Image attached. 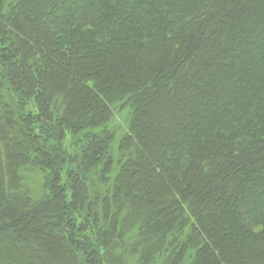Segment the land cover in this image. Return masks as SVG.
Instances as JSON below:
<instances>
[{
    "label": "trees",
    "instance_id": "obj_1",
    "mask_svg": "<svg viewBox=\"0 0 264 264\" xmlns=\"http://www.w3.org/2000/svg\"><path fill=\"white\" fill-rule=\"evenodd\" d=\"M263 175L264 0H0V264H264Z\"/></svg>",
    "mask_w": 264,
    "mask_h": 264
},
{
    "label": "rangeland",
    "instance_id": "obj_2",
    "mask_svg": "<svg viewBox=\"0 0 264 264\" xmlns=\"http://www.w3.org/2000/svg\"><path fill=\"white\" fill-rule=\"evenodd\" d=\"M24 27L27 29L28 25L25 24ZM30 44H31V42H30ZM16 67L18 68L17 64H16ZM182 67L185 70V65L184 64L182 65ZM164 75L160 77V81L163 82L162 86L166 82L165 78H164ZM75 76H76V74L74 73V76L71 77V78L69 77V79H68L69 85H70L71 89H73V90H76L78 88V81H77ZM168 81L170 83H168L167 89L169 88V98L171 100V101L169 100V103L167 102V103L162 104V102H161L158 106H156V105H153V104L147 103V102L145 104V102H144V104L147 105V108H149V110H150L147 113V115L145 116L146 122H148V123L145 126V129H144L145 132H143V133L146 134L145 136L147 138H149V150H147V149L143 150V151H145V153L143 152V158H144L143 162H144L145 171H146V169L149 168V165L152 164V162H151L152 158L150 157L149 151L150 152H151V150L157 151V149H159V147H158V145L160 144L159 142H161V138L164 136L163 134L165 133L164 131L160 130V129H163L162 127H158L160 122H162L163 120H166L169 123L171 122L170 120L172 118L169 115V113L171 114V110L176 109V106H174L173 103H175L177 101L179 102L181 100L185 101V99H184V97H185V98L190 100L189 101L190 105H192V104L195 105V101L191 97L188 96V93L186 94V90H189L188 86L184 88V86H176L175 81L172 80V79L168 80ZM56 91H59V90H52V93L56 92ZM67 97H68L67 94H65V99ZM189 104L186 105V106H188L186 108L191 107ZM129 110H130L129 108H127V109L125 108L122 111L115 112V114L113 116V119H112V122H111L110 126L114 127V131L116 132V142H115L116 145L115 146H117V143L119 142L120 138L123 136L125 128L127 127L126 124H127V119H128L127 116L129 114ZM189 110H190V108H189ZM189 110H186V112L184 114H177V118L179 119L180 117L184 116L182 118H184V121L187 122L188 120H190L189 117L193 118V112H190L191 115L187 114V112H189ZM186 127H187V125L185 126V128ZM166 130H168V129H166ZM164 139H165V136H164ZM29 145L30 144L28 143V148H26V151H28V152L30 151ZM139 171H140L141 174H142V172H144L143 168L142 169L140 168ZM244 173L245 172H242L241 177L244 176ZM263 177H264V175L261 178H263ZM35 179L30 180L31 181L30 187L33 190L34 194L36 193V190L38 191V188H37L38 182ZM204 180L205 179L202 178V182H204ZM262 180H264V179H262ZM139 182H140V185H139ZM139 182L137 180H134V185L133 186L136 187V191L139 194H144L143 190L145 189L146 182H145V180H141ZM202 182H201L200 185H202ZM262 185L263 184H261V186ZM221 201L219 202V207H217L218 211L215 212L216 218H219V216H220L219 213L223 209L222 205L220 206ZM228 201H229V199H228ZM8 220L9 219H8L7 215L1 214V217H0V222L1 223L4 222L6 224V222ZM36 222H37V220H36ZM47 228L49 230H52L51 227L50 228L47 227ZM3 229L5 231L8 230L9 232H12L14 230V227H13V224H7V226L6 225L3 226ZM15 240H19V243H21L22 239H19V237H16ZM216 246H218V244H216ZM228 247H229V245H228ZM211 249H213V248H211ZM7 251L9 253H11V255H15L14 251H12V249L10 247L8 248ZM23 254L24 253L21 252V255H19V258L24 259L25 256ZM16 255L18 256V254H16Z\"/></svg>",
    "mask_w": 264,
    "mask_h": 264
}]
</instances>
